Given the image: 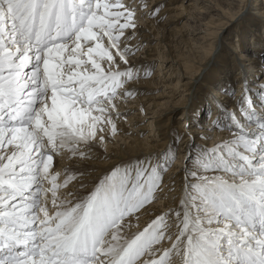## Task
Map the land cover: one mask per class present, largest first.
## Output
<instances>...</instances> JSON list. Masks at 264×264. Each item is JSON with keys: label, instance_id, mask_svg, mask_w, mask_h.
I'll return each instance as SVG.
<instances>
[{"label": "snow or ice", "instance_id": "obj_1", "mask_svg": "<svg viewBox=\"0 0 264 264\" xmlns=\"http://www.w3.org/2000/svg\"><path fill=\"white\" fill-rule=\"evenodd\" d=\"M138 11L160 6L0 0V264H264V84L259 102L247 84L233 91L231 136L188 154L178 205L142 230L131 217L155 198L173 147L113 166L72 200L57 194L68 179L54 156L87 158L134 94Z\"/></svg>", "mask_w": 264, "mask_h": 264}, {"label": "rangeland", "instance_id": "obj_2", "mask_svg": "<svg viewBox=\"0 0 264 264\" xmlns=\"http://www.w3.org/2000/svg\"><path fill=\"white\" fill-rule=\"evenodd\" d=\"M126 2L130 4H139L140 0H126ZM157 2H161L162 5L158 4L160 6V11L155 16H146V14L141 15V12H137V16L139 17L137 20L138 28L135 40L138 38L136 42L139 46V50L135 52L132 60L136 61L134 64L138 69V75L136 78L129 81V83L135 81L139 82V80L151 81L156 83V85L154 87L148 83V85L146 83L142 84L144 87L141 92L144 93L139 95L137 94L139 92L138 90L137 93L135 92L129 95L126 99H123L122 102L117 100V102H120L117 104L120 106L118 107V111L120 110L123 115H121L120 118L114 119L118 126H122L123 122L118 119L123 118L129 120L132 115L134 116L142 112V106L146 118L143 121L134 119L132 120V125L126 124L131 131L129 129L128 133H124L122 136L127 139L132 135V131L143 128L138 132L139 138H146L148 136L147 141L151 142V145H156L157 142L161 141L164 145L163 148L161 147L162 149L157 147L151 149L147 154L140 152L143 156L146 155V160L151 157V159L155 161L157 153H162L168 147L175 148V160L172 162L171 166L165 170V176L172 167L174 168L177 165L180 166L181 169H184L186 166L191 167L193 165L192 160H189L186 165V158L190 152L193 154V157H195V155L200 153L201 149L199 146L204 145L212 147L217 145L219 139L222 137H218L219 134L223 131H230L226 127V125L231 122L230 119L226 117L227 119L223 122L224 124H221L222 121H220V117L216 115L222 112L221 114L226 116L227 112L236 110L237 106L232 97L233 91H235V99H238L242 94L245 84H247L248 87L251 85L249 88L256 86V88H251V92L254 91V94L251 96L259 102V93L255 92L258 91L259 84H264V73L262 70H258L259 68H264V1L157 0L154 4L152 0H149L150 5H156ZM196 2H201L199 4L200 6L198 5L195 7L194 4ZM169 3H172V7H176L179 4L180 7H182L181 4H185L188 12L181 10L184 12L183 18L177 17L178 19L176 20L175 17L174 20L176 21H171L166 28L162 27L161 29H156V32H153L152 29L154 26L153 23H150L151 19L156 20L158 24H163L167 21V18L169 20L176 13L168 10L171 8V6H168ZM202 5H204L203 8ZM210 6H215L218 9L213 10ZM145 24L146 26H144ZM148 24L150 25V30L159 40L153 41L155 36H150L146 42H144L145 33L142 32V34L140 30L143 29L142 31H145L148 29ZM147 41L153 42L149 44ZM157 43H159V48L156 47L157 49H155ZM235 45L240 46V52L235 50ZM243 45L246 47L244 51H242ZM247 49L249 50L247 51ZM246 51H250L246 53L250 55L249 58L253 57L261 62L258 64V68H255L258 71L254 72L253 67H249L251 61L244 60L242 57L241 54ZM160 65L163 66V69ZM171 65L174 66L172 68L173 70L170 68ZM165 67H167V69H165ZM172 71L174 77L169 79ZM156 72H160L159 74L162 72L160 75L162 79L154 77V73L155 75L157 74ZM257 72H259L258 75H256ZM146 86L148 88H146ZM166 86L172 88H167ZM149 87L152 88L150 89ZM216 89H220L222 94L231 97L232 100H224L223 98L216 100L214 97ZM148 96H156L157 99H153V101L159 100L162 102V105H158L155 102L153 103L147 98ZM138 98H144L145 100L139 104V102H136ZM132 100L135 102L132 103ZM224 106H226V108ZM128 120L126 123L129 122ZM117 131L115 134L109 135L112 139L103 140V150H105L108 145L107 150L113 148L115 141L120 142L119 137L121 136L116 135L117 133L119 134L120 131ZM193 134H195V139H193ZM177 137H179L178 144L176 143ZM96 140L99 142L98 138ZM119 150H121V148ZM109 151L111 152L112 150ZM69 153L70 152L58 153L54 156L53 160L60 161V159H63L64 162V158L68 157L70 159H67L64 164L80 165L81 163L74 161L75 157L72 158ZM140 162L143 163L144 161ZM126 163L127 162L122 163L121 160H119L111 166H123L126 165ZM127 164L135 165L131 162ZM88 168L89 170L86 174L89 176L96 168ZM111 168H109L108 171ZM105 174H103V176ZM103 176L101 178H103ZM64 181V178L60 179V177H58V183L62 185ZM93 182L94 181L91 180L85 183L84 187H80L79 190L81 188L82 190L92 189L95 185ZM162 184L163 180L160 188L155 194V198L162 191ZM47 186L48 184L45 185V187ZM67 189H69V186H62L58 189V193L60 194V192L63 191L67 193ZM178 192L182 194L183 189H180ZM79 193L80 191L78 194ZM84 194L85 191L82 192V195ZM70 197L71 196H67V198ZM155 198L146 204L145 207L153 204ZM159 201H162L164 205L166 200L161 199ZM168 204L169 206L166 205V208L168 207L167 209L171 207L175 208L178 205L177 198H173ZM140 210L138 212H140ZM168 245V242L165 241L164 246Z\"/></svg>", "mask_w": 264, "mask_h": 264}, {"label": "bare ground", "instance_id": "obj_3", "mask_svg": "<svg viewBox=\"0 0 264 264\" xmlns=\"http://www.w3.org/2000/svg\"><path fill=\"white\" fill-rule=\"evenodd\" d=\"M136 1H139V0H136ZM155 1L157 0H152V3H154ZM171 1V0H170ZM176 1V0H175ZM200 1V0H198ZM228 1V0H227ZM264 1V0H262ZM175 3V2H174ZM201 2H196L194 5L195 7L198 6ZM130 4V3H129ZM155 4V3H154ZM159 4V5H162L161 2H157L156 5ZM164 4V3H163ZM192 4V5H193ZM172 3H169L168 6H171ZM165 6V4H164ZM181 6L183 7H180V4L177 5L176 7H172L170 9H168L170 12H176L174 14V16H172V18H170L168 20L167 18V21L165 23H161V24H158L156 22V20H152L150 21V23H153V32H156L155 30L156 29H161L162 27L166 28V26H168V24H170L171 21H176L178 18L177 17H180V18H183L184 17V12H188L187 11V6L185 4H181ZM200 6V5H199ZM204 5H202V8H203ZM194 7V8H195ZM211 7V6H210ZM168 8V7H167ZM173 8V9H172ZM211 9L213 10H216L218 8H216L215 6L211 7ZM172 10V11H171ZM179 10V11H178ZM183 10V11H181ZM167 11V10H166ZM181 11V12H180ZM186 14V13H185ZM142 15V14H141ZM147 16V14H146ZM149 16V15H148ZM139 17V16H138ZM176 17V20H174V18ZM154 19V18H153ZM173 19V20H172ZM143 20H146V19H143ZM149 23V22H148ZM149 23V24H150ZM148 24V25H149ZM146 26V24L144 25ZM140 28V27H139ZM143 29L140 30V32L142 33H145L144 35V42H146V40L150 37V36H155V34L150 30V25L148 27V29H146L145 31H142ZM187 31V30H186ZM142 33V34H143ZM140 34V33H139ZM140 36V35H139ZM138 39V38H137ZM136 39V40H137ZM153 39V38H152ZM136 40L134 39L132 41V44L133 45H138ZM159 40L157 39V36H155L154 40ZM140 41V40H139ZM142 41V40H141ZM153 41H147L150 43H152ZM159 43H157L155 45V49L159 48ZM157 47V48H156ZM249 47V46H248ZM235 50H237L238 52L241 51V48L239 45H235ZM246 47L243 45L242 46V51H244ZM249 49H247L248 51ZM236 51V52H237ZM245 52L242 55V57L244 58V60H250V66L249 67H253V71H260L262 70V72L264 73V68L263 69H258L256 70L255 68L257 67L258 68V64L261 63L258 59L256 58H253V57H250V55L246 54V53H249V52ZM259 52V51H258ZM257 53V52H256ZM257 57V56H255ZM136 61H133V63H135ZM171 63V62H170ZM224 63V62H223ZM161 68L163 67L162 65H160ZM168 67V66H167ZM167 67H165V69H167ZM174 66L171 65L170 68L172 69ZM169 68V67H168ZM169 68V69H170ZM223 68V66H222ZM240 68V67H239ZM163 69V68H162ZM161 69V70H162ZM173 70V69H172ZM168 71V70H167ZM170 72V71H169ZM168 72V73H169ZM215 72V71H214ZM141 73V72H140ZM157 74L155 75L154 73V77H159V79H162V77L160 76L162 74H159L158 72H156ZM212 73V72H211ZM216 73V72H215ZM166 74V73H165ZM259 72L256 73V75H258ZM170 75V74H169ZM212 75V74H211ZM172 77H174L173 75V71L169 77V79ZM212 77V76H210ZM215 77V76H214ZM251 77V76H250ZM254 77V76H253ZM168 78V77H167ZM249 79V77H248ZM228 80V79H227ZM168 82V81H167ZM249 84H250V81L248 80ZM253 82V81H251ZM130 82L127 86V88L131 89L133 93H137L138 90L139 92L137 94H142L144 92H141V90H143L142 88L144 87L142 84H149V85H152L155 87L156 83H153L151 81H140L137 82ZM147 84V85H148ZM170 85V84H168ZM242 85V84H240ZM251 86V85H250ZM249 86V87H250ZM167 88H172L170 86H166ZM146 88H148L146 86ZM150 88V87H149ZM152 88V87H151ZM150 88V89H151ZM251 88H256V86H252ZM145 90V89H144ZM216 93H214V97L216 100L218 99H229L230 101L232 100L231 97H228L227 95H224L222 94L221 90L220 89H216L215 90ZM254 92V91H253ZM253 92H251V95L254 94ZM255 93H258V91H256ZM176 94V93H175ZM174 94V95H175ZM219 96V97H218ZM148 99H150L153 103H157L158 105H162V102H160L159 100V103L158 101H153V99H157L156 96H148L147 97ZM159 98V97H158ZM145 99L143 98H138L136 102H142L144 101ZM119 101H123V100H119ZM133 101V100H132ZM135 101H133L132 103H134ZM120 103V102H117V104ZM130 103V102H129ZM135 105V104H134ZM118 107H120L118 105ZM136 109V108H135ZM118 110V109H117ZM215 110V109H214ZM141 111L139 114L137 115H132L131 118L128 120V119H118V120H121L123 122L122 126H118L117 124V130L120 131V133L116 134L117 136L120 135L121 137L120 138V142L119 141H115V145L113 148L111 149H108L107 150V146L105 150H103V147H102V144H103V141L101 142L99 140H96L94 143H93V146L91 147V149L89 150V155L87 158H83V157H76V156H73L72 153L70 151H68L67 149H65L63 152H70L69 155H71L72 158H74V161L76 162H79L81 163L80 165H66L64 163H66L67 159H70L68 157L64 158V162H63V159H60V161L58 160H53V168L52 170L54 172H58L60 175V179H68V183L67 185L65 186H69V189L67 193H65L64 191L63 192H60L57 193L58 196L61 198V199H64V200H72L73 199V195L72 194H76V195H82V192L85 191V189L82 190V188L79 190V188L81 187V184H83V187H84V184L93 180L94 182L93 183H96L98 182L99 179H101V177L103 176V174H105V172L107 173L108 169L111 168L112 164H114L115 162H118L119 160H121V162H131L132 164H136L137 161H145L146 160V155L143 156L142 153H145L147 154V152H149L151 149H154V148H157V147H160V149H162L164 147L163 143L160 142H157L156 145H151V142L147 141V138H139L138 136V132H140L143 128H139L137 129L136 131H132V135L130 137H128L127 139L124 138L122 135L124 133H128L129 129L128 128L129 126H127L126 124L128 125H132V120L136 119V120H139V121H143L146 116L144 115V109L142 108L141 106ZM120 112V110H119ZM222 113V112H221ZM217 114L216 116H219L220 117V121L221 124H224L223 122L228 118V116H224L222 114ZM226 114V113H225ZM227 117V118H226ZM120 118V117H119ZM117 119V118H116ZM127 120L129 121L128 123ZM135 123V122H134ZM150 125V124H149ZM151 126V125H150ZM146 130V129H145ZM117 131V132H119ZM131 131V129H130ZM108 132V133H107ZM136 132V133H134ZM104 135V140H108V139H112L111 134L113 135V133L111 132V129H110V126H107L105 128V131L103 133H98V135ZM115 134V133H114ZM201 134V133H200ZM110 135V136H109ZM136 135V136H134ZM161 135V134H160ZM115 136V135H114ZM152 136V134H151ZM157 136V135H156ZM216 136V135H215ZM221 137V139H219V142H221L223 139H226V138H229L231 136V132L230 131H223L221 132V134H219L218 137ZM155 137V136H154ZM159 140V139H158ZM157 140V141H158ZM162 140V139H161ZM152 141V140H150ZM154 141V140H153ZM113 142V141H112ZM208 142V141H207ZM217 143V142H216ZM104 145V144H103ZM162 147V148H161ZM121 148V150L119 149ZM109 150H112L111 152ZM142 152V153H140ZM83 158V159H82ZM82 160V161H81ZM126 163V164H127ZM88 167H94L93 169H95V171H92L90 173V175L88 176L86 174V172H88L89 168ZM69 177H71V179H69ZM184 182H185V172H184V169H181L180 166H175L174 168L172 167L171 170L165 174V176L163 177V184H162V191L158 194V196L155 198V202L153 204H151L150 206H147V207H143L140 212H137L136 214H134L132 217H131V220H130V223H131V228H130V231L132 233H135L138 229L142 230L143 227H145L153 218H155V216L161 214L162 211H167L168 207L166 208V205L169 206V202L173 200V198H177V196L179 197L180 195H182L181 193H179L178 191L180 189H183L184 188ZM63 185V184H62ZM63 186V187H65ZM78 187V188H77ZM60 189V188H59ZM175 190V191H173ZM80 191V193L78 194V192ZM50 195V194H49ZM67 196H71L70 198H67ZM161 199H165V204L163 205L162 201H159ZM178 200V199H177ZM171 208H174V207H171ZM127 231V229H126ZM169 246V245H168ZM168 246H164V247H168ZM174 259H177L175 256H173Z\"/></svg>", "mask_w": 264, "mask_h": 264}]
</instances>
